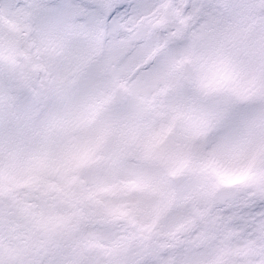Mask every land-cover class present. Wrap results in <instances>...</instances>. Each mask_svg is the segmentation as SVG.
Segmentation results:
<instances>
[{"label": "snow or ice", "instance_id": "1", "mask_svg": "<svg viewBox=\"0 0 264 264\" xmlns=\"http://www.w3.org/2000/svg\"><path fill=\"white\" fill-rule=\"evenodd\" d=\"M0 264H264V0H0Z\"/></svg>", "mask_w": 264, "mask_h": 264}]
</instances>
